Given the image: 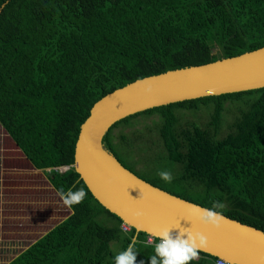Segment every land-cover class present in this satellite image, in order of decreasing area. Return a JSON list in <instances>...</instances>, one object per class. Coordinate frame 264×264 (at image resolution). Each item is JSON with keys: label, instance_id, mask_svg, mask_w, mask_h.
Wrapping results in <instances>:
<instances>
[{"label": "trees", "instance_id": "obj_1", "mask_svg": "<svg viewBox=\"0 0 264 264\" xmlns=\"http://www.w3.org/2000/svg\"><path fill=\"white\" fill-rule=\"evenodd\" d=\"M0 11V124L27 157L24 173L38 193L87 192L7 264H114L133 237L137 261L147 264L149 235L125 232L74 166L81 127L98 101L136 80L264 47V0H0ZM203 108L216 130L226 113L234 116L224 137L198 123L180 128V112ZM156 116L167 161L182 165L178 181L201 186V194L138 174L126 150L144 144L142 136L115 142L119 127ZM103 143L149 183L207 208L221 201L224 215L264 230V88L130 116Z\"/></svg>", "mask_w": 264, "mask_h": 264}, {"label": "water", "instance_id": "obj_2", "mask_svg": "<svg viewBox=\"0 0 264 264\" xmlns=\"http://www.w3.org/2000/svg\"><path fill=\"white\" fill-rule=\"evenodd\" d=\"M2 11H0L1 13ZM264 88V47L203 65L148 76L109 93L81 127L75 168L93 196L127 226L152 237L163 226L180 225L207 237L201 250L232 264H264V230L226 217L220 228L204 224L197 208L126 168L104 146L118 122L162 106ZM178 229H172L175 234Z\"/></svg>", "mask_w": 264, "mask_h": 264}, {"label": "rangeland", "instance_id": "obj_3", "mask_svg": "<svg viewBox=\"0 0 264 264\" xmlns=\"http://www.w3.org/2000/svg\"><path fill=\"white\" fill-rule=\"evenodd\" d=\"M208 110L180 112L182 121L180 128L190 123H198L209 129L218 138L224 137L232 127L234 116L226 113L221 127L216 130L211 126ZM158 117H142L129 126H121L114 132L116 143L122 136L135 138L142 136L144 144L127 148L128 163L138 174L152 179H159L172 190L192 191L201 194V186H189L180 183L181 164L167 161V154L159 136ZM147 134V135H146ZM28 161L25 154L0 124V264H7L23 250L27 249L54 227V217L64 218L70 212L61 196L55 194L41 195L38 193L34 180L25 175ZM172 172L175 177L172 183H166L158 176L159 171ZM55 212V214H52ZM101 221V219H100ZM130 232L131 229L125 230ZM219 258L216 260V264Z\"/></svg>", "mask_w": 264, "mask_h": 264}, {"label": "clouds", "instance_id": "obj_4", "mask_svg": "<svg viewBox=\"0 0 264 264\" xmlns=\"http://www.w3.org/2000/svg\"><path fill=\"white\" fill-rule=\"evenodd\" d=\"M161 180L172 183L175 179L172 172L161 170L158 173ZM65 206L71 208L81 204L87 192L81 188L60 191ZM226 205L221 201H213L211 208H197L199 219L214 228H220L226 217L222 210ZM178 229L173 234L172 229ZM154 254L148 256L147 264H192L199 259L201 250L207 244V237L199 231L195 233L190 228L180 225L163 226L152 234ZM138 250L136 238L133 237L127 248L114 256V264H145L144 260L137 261ZM209 256V255H208Z\"/></svg>", "mask_w": 264, "mask_h": 264}, {"label": "built area", "instance_id": "obj_5", "mask_svg": "<svg viewBox=\"0 0 264 264\" xmlns=\"http://www.w3.org/2000/svg\"><path fill=\"white\" fill-rule=\"evenodd\" d=\"M123 227L125 228V230L132 229V227L127 226L125 223L123 224ZM148 240H149L150 243H153L151 236H149V239ZM206 257H209V256L207 254H205L204 252H200L199 258H206ZM217 264H232V263H230L228 261H225L223 259H219L217 261Z\"/></svg>", "mask_w": 264, "mask_h": 264}]
</instances>
